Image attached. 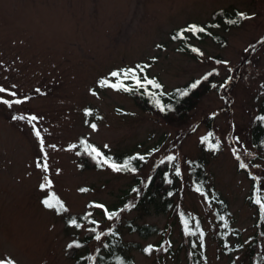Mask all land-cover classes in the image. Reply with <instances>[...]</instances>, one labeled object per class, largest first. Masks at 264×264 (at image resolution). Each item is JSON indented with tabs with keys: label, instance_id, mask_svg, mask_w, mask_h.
I'll use <instances>...</instances> for the list:
<instances>
[{
	"label": "rangeland",
	"instance_id": "374dc122",
	"mask_svg": "<svg viewBox=\"0 0 264 264\" xmlns=\"http://www.w3.org/2000/svg\"><path fill=\"white\" fill-rule=\"evenodd\" d=\"M220 8H238L251 17L216 29L225 45L192 35L196 52L173 38L176 29L206 22ZM139 60H146L168 88L211 68H218L221 87L204 94L187 119L171 120L100 86L99 78L112 68ZM0 87L8 90L0 98L23 100L11 106L0 102V259L73 264L65 246L76 228L42 204L54 194L67 213L92 208L102 230L120 225L126 240L140 244L129 251L135 264H187L177 219L154 206L126 207L135 199L128 190L136 175L110 166L79 169L71 146L85 135L113 151L155 147L148 166L138 173L143 181L154 161L168 153L178 157L186 177L189 159L203 153L200 138L210 125L221 148L207 154L209 185L229 201L231 226L239 232L229 237L231 242L241 240L245 247L231 254L221 249L214 208L202 194L180 182L175 200L202 218L208 264H249L247 243L257 232L259 213L247 200L249 175L264 189V155L251 141L252 121L264 97V0H0ZM32 115L39 118L33 124L40 138L27 120L13 119ZM37 162L47 163V171ZM241 162L247 167L241 168ZM45 177L51 186L42 189ZM115 208L119 215L108 219ZM130 221L156 224L161 231L143 237L129 231ZM163 243L167 249L158 253ZM146 245L152 246L151 253L143 251Z\"/></svg>",
	"mask_w": 264,
	"mask_h": 264
},
{
	"label": "trees",
	"instance_id": "16d2710c",
	"mask_svg": "<svg viewBox=\"0 0 264 264\" xmlns=\"http://www.w3.org/2000/svg\"><path fill=\"white\" fill-rule=\"evenodd\" d=\"M241 12L243 11L238 8L217 9L213 13L210 20L206 22H188L186 25L176 29L172 36L174 39L181 41L182 48L192 51L195 48V46L191 47L190 43L192 35L198 39L210 36L216 42L221 45H225V36L220 32H217L216 29L221 27L228 29L231 26L240 25L244 20L239 19L238 14ZM231 20H238V23H229ZM192 24L203 27L206 31L200 33L184 31L183 36H181V31L187 29L188 26ZM137 66H145L144 71L139 73L142 80L144 77H147L148 79H155L162 85V88L155 89L151 86H148L146 89L137 88L132 80H125L123 82L127 86L132 87L133 91H124L122 89L112 87L109 88L132 98L144 111L156 112L171 120L181 121L187 119L204 94L212 90H219L221 87L219 83L218 68H211L202 73L200 76L193 77L182 84L168 88L157 75L150 72L149 65L146 60H139L134 64L114 67L106 75L99 78V81L102 79H108L110 83H117L118 79L116 77H111V72L137 68ZM208 73H212V75L208 76ZM205 76H207V79H204ZM197 80H200L201 83L195 89H192L190 86ZM179 91H187L188 95L180 96ZM149 92L156 93V96L154 97L149 95ZM156 99H159L160 102L166 106L165 111L162 112L158 107H156ZM87 110L93 112L91 107H88ZM261 117H264V97L260 101L259 109L253 118L251 126L252 145L260 155H264V120L260 119ZM209 133L212 134L210 138L211 142L215 143L218 141L216 140L215 133L210 125L207 132L202 137L207 136ZM202 137L200 138V145L203 153L197 157L189 159L188 176L184 177L182 175L178 157L174 153H168L154 161L150 175L146 181H143L138 173L148 166L156 149L155 147H147L146 149L139 151H113L91 140L85 135L80 136L75 143L78 157V167L82 170H100L107 167V165L101 166L97 159L85 152L84 145L81 141H86L88 145L94 146L102 152L105 157L110 158L112 162L123 164L125 161H131L130 166L134 167L136 171H122L125 174L136 175V180L132 183L128 190V193L130 191L135 198L132 206L130 205V207L148 209L149 207L154 206L158 211L169 212L173 219H177L179 231L182 236L181 244L186 252L187 264H208V234L202 218L187 212L182 207L181 203L175 200V195L177 194L180 182L195 191H197L196 189L199 186L201 191L197 192L202 194L208 204L214 208L218 223V230L216 232L215 239L221 245V249H223L226 253L231 254L233 252H237V249L245 247V244L241 240H235V243L231 242L229 237H239V232L231 226L229 201L219 190L212 189L209 185V159L207 154H216L220 150L221 146L219 147V150H211L207 147L206 143L201 142ZM141 156H143L144 159H139ZM168 156H175L176 159L169 161L166 159ZM161 161H163V163H161ZM177 168H179V174H177ZM249 176L251 178L252 186L251 191L247 196V200L250 205L254 207L257 206L256 208L259 212L256 221L257 232L247 243L249 264H264V244L262 238V235H264V208L256 203L257 196H260L262 202H264V189L260 184H258L257 188L256 179L252 174ZM55 197L62 201L66 208L64 201L57 195H55ZM45 198L46 197L43 199ZM117 208H115L114 212L117 211ZM58 214H62L64 216L67 226H73L77 230L65 246V254L73 260V264H135L134 257L129 251L133 247H140V244L138 242L126 240L120 225L117 223L108 227L106 230H102L94 210L90 207L81 212L67 213V211H65ZM221 216H224L225 220L222 221L220 219ZM72 219H75L81 226L76 227L72 225L70 223ZM185 219L189 220L188 231L185 230ZM93 221L96 223L94 224ZM225 224H227V227H225ZM129 231L137 232L139 235L147 237L153 233L160 232L161 229L156 224H140L138 222L130 221ZM193 231L196 233L195 235L190 234ZM101 233V239L97 240L95 238L96 235ZM74 242L79 246L69 248L68 245L73 244ZM149 246L150 245L143 246V251H145V249ZM166 249L167 248L163 243L157 251L158 253H162ZM232 264H234V262H232Z\"/></svg>",
	"mask_w": 264,
	"mask_h": 264
},
{
	"label": "snow or ice",
	"instance_id": "6c2138e0",
	"mask_svg": "<svg viewBox=\"0 0 264 264\" xmlns=\"http://www.w3.org/2000/svg\"><path fill=\"white\" fill-rule=\"evenodd\" d=\"M238 16H239V19H244V20L251 18L243 12L239 13ZM229 23L236 24V23H238V20H231V21H229ZM184 31H188V32H192V33H200V32L206 31V29L203 27H200L198 25L192 24V25H189L187 29L181 31V33H180L181 36H183ZM193 51L199 52V49H193ZM217 63L227 64L228 62L227 61H222V62L217 61ZM144 67L145 66H137V68H130V69L122 70V71H113L110 73V76L116 77L118 79L117 83H110L108 79H102L99 81V84L102 87L107 86V87L122 89L124 91H133L132 87L127 86L123 82L125 80H132V81H134L137 88H145L146 89V88H148V86H151L152 88H155V89H161L162 85L160 83H158L155 79H148L147 77H144L143 80L141 79L139 73H142L144 71ZM210 75H212V73H208V76H210ZM204 79H207V76H205ZM200 83H201V81L197 80L190 87L192 89H195ZM6 91H8V90L4 89L3 87H0V92H6ZM36 91L39 92L40 90L37 89ZM11 95L16 96V93L12 92ZM149 95H152L155 97L156 93L149 92ZM179 95L180 96H186V95H188V92L187 91H179ZM24 99H28V98L25 97ZM0 102H2L5 105L11 106L13 103H15V104L23 103V100L18 99V100L12 101V100H8V99L0 98ZM155 104H156V107H158L160 109V111L163 112L166 110V106L164 104H162L159 99L155 100ZM86 113L91 114L90 110H86ZM13 119L27 120V122L33 126L35 136L38 138L41 137L40 130L37 129L35 127V125L33 124V121H37L39 119L37 116H35V115H32L31 117L19 116V117H13ZM260 119L264 120V117H261ZM91 127L93 129H95L97 126L95 123H93V124H91ZM211 136H212V134L209 133L207 136L202 137L201 142L206 143L207 147L211 150H214V151L219 150L220 142L219 141H216L215 143L211 142V139H210ZM81 143L84 145L85 152H87L89 155L93 156V158L97 159L101 166H104V165L110 166L116 172H122V171L135 172L136 171V169L134 167L130 166L131 161H125L123 164H117L115 162H112L110 160V158L105 157L103 155V153L100 152L98 149H96L94 146L88 145L86 141H81ZM40 147H41V150L43 151L44 141L42 138L40 139ZM52 147H55V146L53 145ZM71 147H76V146L72 145ZM105 147H107V146H105ZM233 151L235 152V149ZM45 157H46V153H45ZM236 158L238 160L240 159V155L238 153L236 154ZM139 159H144V157L141 156V157H139ZM166 159L169 161H173L176 159V157L175 156H168ZM161 163H163V161H161ZM239 166L241 168H246L247 164L241 162ZM37 167H41L45 172L48 169L47 163L41 164L40 162H37ZM177 174H179V168H177ZM50 186H51L50 180H48L47 177H45V182L42 183L40 185V187L42 189H47ZM196 190L199 192V191H201V188L198 186ZM80 191H87V189H80ZM256 203L258 205H261L262 208H264V202H262V199L260 196H257ZM42 204L47 209H54L57 213L67 211L63 202L60 201L57 197H55V195L47 196L45 199L42 200ZM96 207L104 208L105 206L104 205H96ZM126 207H130V206L126 205ZM118 215H119L118 212H109L107 214V218L113 219L114 217H116ZM220 219L223 221V220H225V217L221 216ZM70 223L76 227L81 226L77 223V221L75 219H72L70 221ZM93 223L95 224L96 222L93 221ZM184 226H185V230L188 231L189 220H187V219L184 220ZM225 227H227V224H225ZM190 234L195 235L196 233L193 231ZM101 235H102V233L97 234L95 238L97 240H100ZM74 246H79V245H76L75 242L73 244L68 245L69 248H72ZM152 250H153L152 246H149L148 248L145 249V251L149 252V253H151ZM0 264H16V262L14 260H12L11 258H4V259H0Z\"/></svg>",
	"mask_w": 264,
	"mask_h": 264
}]
</instances>
